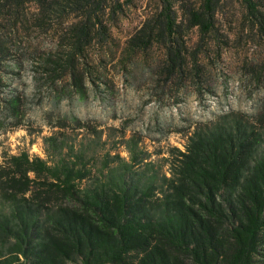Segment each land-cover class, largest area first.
Listing matches in <instances>:
<instances>
[{
    "label": "rangeland",
    "instance_id": "374dc122",
    "mask_svg": "<svg viewBox=\"0 0 264 264\" xmlns=\"http://www.w3.org/2000/svg\"><path fill=\"white\" fill-rule=\"evenodd\" d=\"M251 2L255 13L219 0L204 33L191 17L204 0H118L117 18L94 8L104 27L80 38L68 0H0V161L72 147L98 173L135 149L134 172L167 173L171 149L205 122L240 114L264 132V0ZM164 6L173 31L155 39Z\"/></svg>",
    "mask_w": 264,
    "mask_h": 264
},
{
    "label": "trees",
    "instance_id": "16d2710c",
    "mask_svg": "<svg viewBox=\"0 0 264 264\" xmlns=\"http://www.w3.org/2000/svg\"><path fill=\"white\" fill-rule=\"evenodd\" d=\"M218 1L191 14L204 33ZM66 5L81 13L80 38L104 27L98 9L114 20L122 11L118 0ZM163 13L155 39L173 31L170 8ZM65 153L0 161V264H264V132L249 118L196 126L183 150L171 149L167 173L151 162L134 172L135 149L99 174L83 152Z\"/></svg>",
    "mask_w": 264,
    "mask_h": 264
}]
</instances>
